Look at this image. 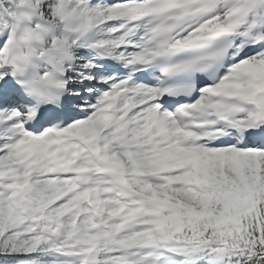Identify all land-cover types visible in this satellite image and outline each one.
<instances>
[{"label":"snow or ice","instance_id":"1","mask_svg":"<svg viewBox=\"0 0 264 264\" xmlns=\"http://www.w3.org/2000/svg\"><path fill=\"white\" fill-rule=\"evenodd\" d=\"M0 264H264V0H0Z\"/></svg>","mask_w":264,"mask_h":264}]
</instances>
